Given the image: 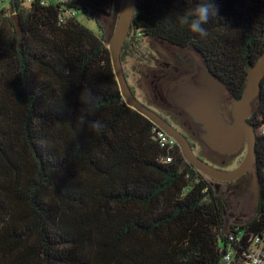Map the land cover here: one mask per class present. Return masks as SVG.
<instances>
[{"label":"trees","instance_id":"trees-1","mask_svg":"<svg viewBox=\"0 0 264 264\" xmlns=\"http://www.w3.org/2000/svg\"><path fill=\"white\" fill-rule=\"evenodd\" d=\"M199 2L137 0L122 58L132 33L192 46L240 98L264 52V0H209L206 36L180 23ZM25 3L0 11V264H247L264 234V139L257 215L228 227L210 178L121 94L101 22L118 0Z\"/></svg>","mask_w":264,"mask_h":264},{"label":"water","instance_id":"water-1","mask_svg":"<svg viewBox=\"0 0 264 264\" xmlns=\"http://www.w3.org/2000/svg\"><path fill=\"white\" fill-rule=\"evenodd\" d=\"M136 10L137 0H123L115 31L108 41L114 72L127 105L148 117L155 125L174 138L185 160L209 178L217 181H233L252 173L251 189L254 193V203H256L259 194L258 137L255 126L248 121V118L252 115L253 101L262 92L264 52L260 54L255 63L249 65L246 85L241 97L233 105V123L226 121L222 113V94L225 85L212 73L203 70L200 75L179 88V91L180 89L183 91L180 103L197 122L208 130L205 140L212 149L221 154L230 155L246 144L247 152L242 162L234 169H223L201 157L184 132L136 96L126 75L122 58L124 45L132 31ZM13 18L20 27L18 16L14 15Z\"/></svg>","mask_w":264,"mask_h":264},{"label":"rangeland","instance_id":"rangeland-1","mask_svg":"<svg viewBox=\"0 0 264 264\" xmlns=\"http://www.w3.org/2000/svg\"><path fill=\"white\" fill-rule=\"evenodd\" d=\"M25 1V5L29 6L32 0ZM44 1H48L47 3L59 2V0ZM122 3L123 0H118L117 15L115 17L105 18L104 16H101V22L103 23L107 35V46L109 39L115 31ZM9 5L10 0H0V11L2 9L9 8ZM77 18L94 32L98 30L97 23L94 19L89 18L81 12L77 14ZM171 52L172 51L169 47V44L166 42L153 38L140 37V35H136L133 33L132 36L129 38V45L125 49V54L123 56V66L130 84L133 85L135 88L136 96L144 103H151L150 97L153 95V84H151V79L149 78L152 66H161L163 64V61L167 60V58L171 55ZM186 52L188 51L186 50L185 53ZM188 55L192 60L197 61L196 67L204 69L205 65L202 58L194 54L191 49L189 50ZM256 100L257 98L255 99V102ZM255 102L254 104L256 106ZM182 131L185 132L186 129L183 128ZM187 133H189V136L191 137L193 143L196 144V152L210 163L217 165L218 167H221L223 169L238 166L246 155L247 146L246 144H244L237 154H232L226 157H220L214 152H211L208 146H206L200 139H198V137L192 136L191 133L188 131ZM252 177V173H248L244 177L245 186L240 188V190L245 191L244 193H242L244 202L242 201V203H240L238 209H235L236 207H232V204H238V196H236V191L233 189L230 192L228 191V195L226 197V203L228 204L226 211V220L228 227L232 225L244 224L248 221L253 220L257 215L258 203H254L253 201L254 193L251 189ZM210 180L212 181L211 178ZM213 184L215 186L214 182Z\"/></svg>","mask_w":264,"mask_h":264},{"label":"flooded vegetation","instance_id":"flooded-vegetation-1","mask_svg":"<svg viewBox=\"0 0 264 264\" xmlns=\"http://www.w3.org/2000/svg\"><path fill=\"white\" fill-rule=\"evenodd\" d=\"M169 47L172 52L171 55L167 58V60L163 61V64L161 66H152L151 68L149 78L151 79V84H153V89H152L153 95L150 97L152 105L151 103L148 104L145 103V104L151 107L152 109L154 108L155 111L157 110L158 113L160 112L159 114H161L163 117L169 120L178 129L181 128L183 130V128H185L186 133L181 129L180 130L184 132L190 138V140L191 137L189 136V133H187V131L190 132L192 136L198 137V139H200L206 146H208L211 152H214L218 156L226 157L232 155V154L224 155L212 149L205 140V136L208 135V130L205 129L201 123L197 122L190 114V112L180 103V99L183 91L181 89L179 91V88L182 85L189 82L195 76L200 75L203 70L212 73L216 77L218 76L208 67L207 64H205L207 61H205V59L202 57L199 51L194 47L179 46L174 44H169ZM190 49L193 51L194 54H196L197 56L203 59L205 65L204 69L196 67L197 61L192 60L188 55ZM186 50L188 52L185 53ZM223 83L225 85V90L222 94V104H221L222 113L226 121H228L229 123H233L234 116L232 110H233V105L238 98H236L233 95L232 90L226 85L224 81ZM131 86L135 91L134 86L133 85ZM254 102L255 100L253 101L252 115L250 118H248V121L250 123H252V118L255 112ZM191 142L193 141L191 140ZM238 151L233 154H237ZM236 167L227 168V169H234ZM246 175L247 174L233 181H217L212 179V181L215 183L217 192L221 194L223 197H225L224 198L225 202H227L226 197L228 195V191L230 192L232 189L236 191V196H238L237 197L238 204L237 205L232 204L233 208L236 207L235 209H238L242 201L244 202L242 193H244L245 191L240 190V188L245 186L244 177Z\"/></svg>","mask_w":264,"mask_h":264},{"label":"built area","instance_id":"built-area-1","mask_svg":"<svg viewBox=\"0 0 264 264\" xmlns=\"http://www.w3.org/2000/svg\"><path fill=\"white\" fill-rule=\"evenodd\" d=\"M64 1V0H60ZM262 100V102H260ZM259 102L264 106V79L262 84V93L256 100V103ZM256 123L258 127L256 128L257 136L264 139V113H260L257 117ZM263 122V123H260ZM156 138L161 144L162 147L173 148L177 144L176 140L169 136L165 131L157 127L155 130ZM262 164L264 163V158H261ZM255 247L249 252L247 264H264V234L261 236L255 237L254 241ZM227 259H230V256H227Z\"/></svg>","mask_w":264,"mask_h":264},{"label":"clouds","instance_id":"clouds-1","mask_svg":"<svg viewBox=\"0 0 264 264\" xmlns=\"http://www.w3.org/2000/svg\"><path fill=\"white\" fill-rule=\"evenodd\" d=\"M214 8L215 11H213ZM216 11V7L209 2V0H200L191 12L180 18V23L182 25H187L193 33L206 36L208 33L203 25L207 24L213 15H216ZM92 128L99 131L102 128V125L99 121H96L92 124Z\"/></svg>","mask_w":264,"mask_h":264},{"label":"crops","instance_id":"crops-1","mask_svg":"<svg viewBox=\"0 0 264 264\" xmlns=\"http://www.w3.org/2000/svg\"><path fill=\"white\" fill-rule=\"evenodd\" d=\"M60 1V0H59ZM46 2H48V1H46ZM31 3V2H30Z\"/></svg>","mask_w":264,"mask_h":264}]
</instances>
